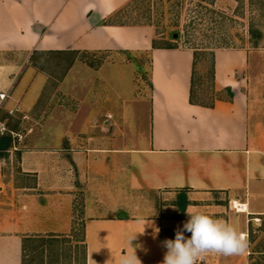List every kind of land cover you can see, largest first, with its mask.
Masks as SVG:
<instances>
[{
    "label": "crops",
    "instance_id": "0c3cea01",
    "mask_svg": "<svg viewBox=\"0 0 264 264\" xmlns=\"http://www.w3.org/2000/svg\"><path fill=\"white\" fill-rule=\"evenodd\" d=\"M130 1L0 0V93L12 87L6 103L26 101L31 88L34 99L27 110L39 100L47 79L39 80L37 89L35 79L21 90L18 82L13 84L29 56L87 53L110 59L136 54L148 56L150 62L144 96L148 130L140 146H123L116 136L112 141L91 136L81 142L66 131L57 139L51 136L59 127L84 131L81 123L69 120L80 114L92 115L86 130L102 135L110 125H100L99 118L128 116L118 104L109 109L104 97L85 99L79 90L65 88L81 63L57 65L68 70L61 82L50 78L60 88L51 90L49 100L60 90L61 98L75 99L79 108L73 113L57 104L50 115L56 120H49L48 128L41 120L35 125L39 135L34 141L49 133L47 142L0 155V264H24L28 238L71 229L74 195L81 190L87 191L86 198L96 199L98 210L89 212L85 200V264H121L122 258L134 255L140 264H162L167 251L162 242L175 238V227H165L158 216H126L132 209L127 200L131 193L160 197L184 192L190 201L186 210L225 220L247 236L248 244L254 222L264 217V52L213 51V97L204 102L195 93L192 101L195 50L158 45L151 25L116 22V14ZM252 53L259 57L254 74ZM31 65L33 77L41 76L39 67ZM114 125L113 134H122V125ZM239 205L243 211L235 210ZM188 219L185 212L176 228ZM249 254V248L239 256L209 252L197 264H247Z\"/></svg>",
    "mask_w": 264,
    "mask_h": 264
},
{
    "label": "rangeland",
    "instance_id": "374dc122",
    "mask_svg": "<svg viewBox=\"0 0 264 264\" xmlns=\"http://www.w3.org/2000/svg\"><path fill=\"white\" fill-rule=\"evenodd\" d=\"M114 20L124 24L151 25L155 30L157 44L160 46L173 45L197 50L195 91L204 102H209L214 93L211 82L213 51L224 48L264 52V0H131L126 10ZM76 62L88 68L77 64L69 75L65 88L79 90V94L85 96V99L104 97L109 109H112L114 104H118L120 108L126 110L128 116L115 119L99 118L100 125L104 124L107 127L108 124L110 125L106 134L102 135L99 132L86 130L88 126H92V115L83 117L80 114L81 117L68 119L71 124L81 123L80 127L85 129L84 131L73 133V129H68L67 126L59 127L51 136L54 135L57 139L61 134L67 133L75 142L86 141L91 136H105L106 140L112 141L116 136L123 146L133 143L140 146L146 140L148 118L144 96L149 91L148 56L127 54L121 58L113 55L108 59L106 54L84 53L68 57L46 54L29 56L27 63L21 67L13 82V84L18 82L17 89L21 90L35 79L34 86L37 89L38 81L47 79L34 107L28 110L26 108V105L32 104L34 99L32 88L24 102L10 99L11 102L6 103L7 99L11 98L12 87L5 92L8 96L0 109V122L5 125L6 131L3 133L0 131V135L6 134L12 137L13 151L28 144L42 146L44 141H48L49 133L42 135L43 139L39 143L34 141V136L39 135L35 125L41 120L42 123L47 122L45 127L48 128L50 125L48 121L56 120L55 116L51 118L50 115L56 113L57 104L67 106L66 108L73 113L78 110L77 101L61 98L60 90L52 100H49L50 95L53 94L51 90L60 88V83L51 81L50 78L61 82L68 70L66 65L63 68L57 65L62 66V63L71 65ZM258 62V54L252 53L251 74L256 71ZM29 63L37 65L42 75L33 77L35 72ZM80 84L83 89H80ZM36 113H41L43 118ZM115 121L122 125V134H113ZM73 168L76 172V165ZM86 192L85 190L75 192L71 229L45 233L25 240L24 264H84L83 226L88 216L85 214V200L87 199L89 212H98L94 202L96 199L86 198ZM91 192L88 194L94 193ZM177 197L178 194L155 197L140 191L131 193V198H127L131 204L128 209L135 207L140 210L138 213H133L131 209L126 216H158L163 219L165 227H175L171 230L175 236L177 230L175 225L180 224L178 208L175 206ZM249 252L247 264H264V217L259 222H254V228L250 231Z\"/></svg>",
    "mask_w": 264,
    "mask_h": 264
},
{
    "label": "clouds",
    "instance_id": "9594fccd",
    "mask_svg": "<svg viewBox=\"0 0 264 264\" xmlns=\"http://www.w3.org/2000/svg\"><path fill=\"white\" fill-rule=\"evenodd\" d=\"M189 219L177 228L174 239L163 241L166 253L162 264H197L209 252L239 256L248 251L247 236L223 219L186 210ZM157 233L159 229L156 230ZM185 232L189 236H185ZM135 236L132 237V240ZM140 264L136 255L122 258L121 264Z\"/></svg>",
    "mask_w": 264,
    "mask_h": 264
},
{
    "label": "trees",
    "instance_id": "16d2710c",
    "mask_svg": "<svg viewBox=\"0 0 264 264\" xmlns=\"http://www.w3.org/2000/svg\"><path fill=\"white\" fill-rule=\"evenodd\" d=\"M127 6L124 7L123 9H121L116 16H119L124 10H126ZM156 45V43H155ZM176 46L173 45H167V48H175ZM196 52H198L197 50H195V58H196ZM213 55V54H212ZM195 69H196V59H195ZM213 69H214V65L212 62V73H213ZM194 74L196 75V70L194 71ZM195 76H193V82H192V87H191V96H192V101H194V97H195ZM231 93V92H230ZM12 148V137L10 135H0V155L4 156L5 152H7L9 149ZM190 204V201L186 195V193L181 192L178 197L177 200L175 201V206L178 208V212H179V217L180 218H184L185 217V212H186V208L187 206ZM85 259H86V255L84 256V264H85Z\"/></svg>",
    "mask_w": 264,
    "mask_h": 264
},
{
    "label": "built area",
    "instance_id": "2783aa9c",
    "mask_svg": "<svg viewBox=\"0 0 264 264\" xmlns=\"http://www.w3.org/2000/svg\"><path fill=\"white\" fill-rule=\"evenodd\" d=\"M7 96H8V94L5 93V92L0 93V109L2 108L3 103L5 102ZM11 113H13V112H11ZM0 131L2 133L6 131L5 125L3 123H1V122H0ZM234 208H235L236 211H239V212L244 210V209H241L242 208V205L234 206Z\"/></svg>",
    "mask_w": 264,
    "mask_h": 264
}]
</instances>
